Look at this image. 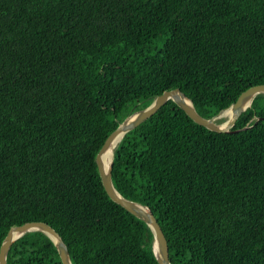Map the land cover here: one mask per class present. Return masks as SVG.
Here are the masks:
<instances>
[{
	"label": "trees",
	"instance_id": "16d2710c",
	"mask_svg": "<svg viewBox=\"0 0 264 264\" xmlns=\"http://www.w3.org/2000/svg\"><path fill=\"white\" fill-rule=\"evenodd\" d=\"M257 84L264 0H0V248L43 221L72 264H159L150 226L107 194L99 150L166 90L209 118ZM112 178L153 211L172 264H264V93L231 132L169 99L114 147ZM7 263L63 264L38 230Z\"/></svg>",
	"mask_w": 264,
	"mask_h": 264
},
{
	"label": "water",
	"instance_id": "95a60500",
	"mask_svg": "<svg viewBox=\"0 0 264 264\" xmlns=\"http://www.w3.org/2000/svg\"><path fill=\"white\" fill-rule=\"evenodd\" d=\"M260 93H264V84L253 85L243 91L238 99L229 107L222 109L218 114L207 118L202 116L196 110L192 100L180 88L166 90L162 94L156 96L150 105L137 110L126 117L106 138L96 157L102 183L107 194L113 201L120 204L126 210L142 219L150 226L154 235V253L159 264H172L167 237L153 211L148 206L124 197L116 189L112 178L113 157L108 166L106 158H104L105 155L114 144L116 146L119 143L128 131L136 128L155 114L169 99L173 100L189 116V118L197 124L215 132H231L238 118L252 105L254 98ZM229 108L232 109V116L226 121V123L225 120L224 122L218 123V120L224 117V114ZM117 140L119 141L116 142ZM36 230L46 233L53 240L63 264H72L69 249L63 237L54 227L43 221H31L11 227L0 248V264H8V253L14 241L25 233Z\"/></svg>",
	"mask_w": 264,
	"mask_h": 264
},
{
	"label": "bare ground",
	"instance_id": "6f19581e",
	"mask_svg": "<svg viewBox=\"0 0 264 264\" xmlns=\"http://www.w3.org/2000/svg\"><path fill=\"white\" fill-rule=\"evenodd\" d=\"M231 110H232V109L229 108V109L227 110V112L224 114V117H223V118H225V123H226V121L232 116V111H231ZM225 123H224V124H225ZM118 141H119V140H117L116 142H118ZM114 146H115V144L112 146V148L107 152V154H106L105 157H104V158H106V162H107L108 166H109V164H110L111 161H112Z\"/></svg>",
	"mask_w": 264,
	"mask_h": 264
},
{
	"label": "rangeland",
	"instance_id": "374dc122",
	"mask_svg": "<svg viewBox=\"0 0 264 264\" xmlns=\"http://www.w3.org/2000/svg\"><path fill=\"white\" fill-rule=\"evenodd\" d=\"M222 122H224V121H222ZM219 123V122H218Z\"/></svg>",
	"mask_w": 264,
	"mask_h": 264
}]
</instances>
